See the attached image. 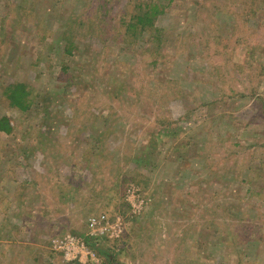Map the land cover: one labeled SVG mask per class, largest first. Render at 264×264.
Masks as SVG:
<instances>
[{
    "label": "rangeland",
    "instance_id": "374dc122",
    "mask_svg": "<svg viewBox=\"0 0 264 264\" xmlns=\"http://www.w3.org/2000/svg\"><path fill=\"white\" fill-rule=\"evenodd\" d=\"M149 1L0 0V264H264V0Z\"/></svg>",
    "mask_w": 264,
    "mask_h": 264
},
{
    "label": "trees",
    "instance_id": "16d2710c",
    "mask_svg": "<svg viewBox=\"0 0 264 264\" xmlns=\"http://www.w3.org/2000/svg\"><path fill=\"white\" fill-rule=\"evenodd\" d=\"M163 5L156 3L154 0L145 2L140 6H136L139 10V14H133L131 19L132 21H128L123 23V25L129 30H135L136 28H140L141 30H145L149 24L153 22L157 15L163 12ZM73 48V42L71 41L66 45H64V51L67 53L71 52ZM29 91L27 90V86L24 83H12L5 86L3 90V94L5 98L8 100L9 104L15 106L18 109L24 110L28 107L27 95ZM12 130V126L7 117L3 116L0 118V131L5 133H9ZM85 239V238H84ZM92 238L86 237V241L88 242Z\"/></svg>",
    "mask_w": 264,
    "mask_h": 264
},
{
    "label": "built area",
    "instance_id": "2783aa9c",
    "mask_svg": "<svg viewBox=\"0 0 264 264\" xmlns=\"http://www.w3.org/2000/svg\"><path fill=\"white\" fill-rule=\"evenodd\" d=\"M134 212V211H133ZM104 231L100 230L99 234H103ZM115 234L118 237V233L112 232L111 236ZM53 248L55 250H61L67 260H77L78 262L85 263L88 260V256L92 255L90 251L87 250L82 240L75 238L73 236H67L62 240L53 241Z\"/></svg>",
    "mask_w": 264,
    "mask_h": 264
}]
</instances>
